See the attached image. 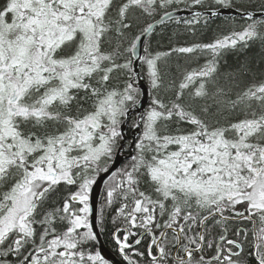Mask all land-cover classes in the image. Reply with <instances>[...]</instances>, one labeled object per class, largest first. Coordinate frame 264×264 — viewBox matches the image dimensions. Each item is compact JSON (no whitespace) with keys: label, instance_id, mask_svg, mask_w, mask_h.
Instances as JSON below:
<instances>
[{"label":"snow or ice","instance_id":"snow-or-ice-1","mask_svg":"<svg viewBox=\"0 0 264 264\" xmlns=\"http://www.w3.org/2000/svg\"><path fill=\"white\" fill-rule=\"evenodd\" d=\"M110 212L121 264H264V0H0V264H112Z\"/></svg>","mask_w":264,"mask_h":264},{"label":"trees","instance_id":"trees-1","mask_svg":"<svg viewBox=\"0 0 264 264\" xmlns=\"http://www.w3.org/2000/svg\"><path fill=\"white\" fill-rule=\"evenodd\" d=\"M158 19V17L156 18V20ZM147 22H154L152 21L151 19H148ZM141 25L143 26L145 21H141L140 22ZM217 24L220 23V21H217L216 22ZM156 32L159 33L161 31L164 32V35H165V40L161 41L160 37L159 36H154L152 38V47L155 49L157 47L158 44L166 47L167 45V39L166 37L169 36L173 31H177V26L172 23L171 21L167 22L166 25H160L158 27H156ZM179 31H182V28L179 29ZM214 33L212 31H208L203 37L202 39L207 41L209 39H211L213 37ZM189 39H193L191 37H188V36H184L181 38V42H183L184 40H189ZM175 57H173V60L172 62L174 63L175 62ZM234 57H229V62L231 63L233 61ZM114 214V212H110V214L108 215L107 217V230L102 233L101 237H102V241L105 245V247L110 251L112 252L113 254H115V249H114V246L111 242V239H110V234H111V231H112V224H111V216Z\"/></svg>","mask_w":264,"mask_h":264},{"label":"water","instance_id":"water-1","mask_svg":"<svg viewBox=\"0 0 264 264\" xmlns=\"http://www.w3.org/2000/svg\"><path fill=\"white\" fill-rule=\"evenodd\" d=\"M177 14L180 15V16H182V17H186V16H187V13H186V12H183V11L178 12ZM168 22H169V21H168ZM154 23H155V29H156V27L160 26V24H159V22H158V19H157ZM166 23H167V22H166ZM138 51H140V49H138ZM136 70L139 71L138 68H137ZM127 126H128V125H125V126H124V135H125V137H126ZM134 137H135V131H134V130H131V131H130V141L133 140ZM126 139H127V138H126ZM119 159H120V163H122V162L124 161V156L121 155ZM117 166H119V164H118ZM102 186H103V184H102V182H101L100 188L97 189V195H96V201H97V203H98V198H99V195H100V191H101ZM97 245H98V247L101 249L102 253L106 256V258H109V259L112 261V264H121V263H120V262H119V261L113 256V255H111L110 253H108V252L104 249V247H103V245H102V241H101V239H100V235H99V240H98V244H97Z\"/></svg>","mask_w":264,"mask_h":264},{"label":"flooded vegetation","instance_id":"flooded-vegetation-1","mask_svg":"<svg viewBox=\"0 0 264 264\" xmlns=\"http://www.w3.org/2000/svg\"><path fill=\"white\" fill-rule=\"evenodd\" d=\"M127 135L129 136V130H127ZM100 198H101V194H100L99 200H100ZM100 235H102V234H100ZM114 256L121 262V257L118 255V253L116 251H115Z\"/></svg>","mask_w":264,"mask_h":264},{"label":"rangeland","instance_id":"rangeland-1","mask_svg":"<svg viewBox=\"0 0 264 264\" xmlns=\"http://www.w3.org/2000/svg\"><path fill=\"white\" fill-rule=\"evenodd\" d=\"M127 130H129V136H130V131H131V130L129 129V127H128ZM127 130H126V138H127V136H128V135H127ZM127 141H129L128 138L126 139L125 143H126ZM121 155H123V154H121ZM98 204H99V202L97 203V206H98ZM100 239H101V241H102V237H101V235H100Z\"/></svg>","mask_w":264,"mask_h":264},{"label":"bare ground","instance_id":"bare-ground-1","mask_svg":"<svg viewBox=\"0 0 264 264\" xmlns=\"http://www.w3.org/2000/svg\"><path fill=\"white\" fill-rule=\"evenodd\" d=\"M102 245H103L104 249H105L108 253H110L111 255H114L112 252H110V251L105 247L103 241H102Z\"/></svg>","mask_w":264,"mask_h":264}]
</instances>
